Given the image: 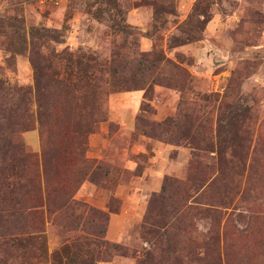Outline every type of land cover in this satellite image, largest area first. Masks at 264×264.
I'll list each match as a JSON object with an SVG mask.
<instances>
[{
  "label": "rangeland",
  "instance_id": "374dc122",
  "mask_svg": "<svg viewBox=\"0 0 264 264\" xmlns=\"http://www.w3.org/2000/svg\"><path fill=\"white\" fill-rule=\"evenodd\" d=\"M0 78V264H264V0H0Z\"/></svg>",
  "mask_w": 264,
  "mask_h": 264
},
{
  "label": "trees",
  "instance_id": "16d2710c",
  "mask_svg": "<svg viewBox=\"0 0 264 264\" xmlns=\"http://www.w3.org/2000/svg\"><path fill=\"white\" fill-rule=\"evenodd\" d=\"M39 28H32V34L35 35V31H38ZM38 33V32H37ZM26 36L24 37V39L22 40L23 43V48L21 49H14L13 52L15 54H21L25 49H26V40H25ZM25 46V47H24ZM52 58H56L58 60L64 59L68 53L63 54L60 52H56L54 51L53 54H51ZM68 61H70L71 63L69 64L70 66H72L75 62V65L78 66V68H81L84 64V62L81 59H77L76 60L74 58H72V55L70 54V57L68 56V58H66ZM37 68V64L34 65ZM142 73H144V69H142L141 71ZM4 80L2 78H0V89L4 87ZM6 86V85H5ZM38 118H41V116ZM40 121V127L41 129H43L44 123L43 121H41V119H39ZM32 129L31 126H28V128L26 130H30ZM14 133V131H13ZM12 144V143H11ZM5 173L6 170L2 169V175H0V188L3 189L4 186H8L11 187L9 181H7V178L5 177ZM1 174V171H0ZM69 199V198H68ZM68 202V201H67ZM67 202H64V204H66ZM100 236L97 234V236L95 237V239H91L89 241H87L86 243L84 242H80L78 243L77 246V251H72L70 246H67V248H63L62 250H60L59 252H56V256L54 257V259L56 260V264H64L63 258H66V264H96L98 261H101V259H99L101 256L100 254H104V255H121L124 256L125 254L128 253V251L122 247L119 243H112L108 240L103 239L102 237L100 238ZM84 245L86 247V245H94L96 247H98L99 252L96 251H84ZM86 254V257L83 255V253ZM99 253V254H97ZM155 254L149 253L148 256L139 259L137 264H151V263H155V262H150L151 260H153V258H155L154 256ZM104 261H111V259H104Z\"/></svg>",
  "mask_w": 264,
  "mask_h": 264
},
{
  "label": "crops",
  "instance_id": "0c3cea01",
  "mask_svg": "<svg viewBox=\"0 0 264 264\" xmlns=\"http://www.w3.org/2000/svg\"><path fill=\"white\" fill-rule=\"evenodd\" d=\"M136 10H137V9L135 8V9L133 10V12H136ZM30 139H34V136H30ZM119 232H120V233H119ZM118 233H119V236H120L119 239H121V238L124 237V236L122 235V230L119 229Z\"/></svg>",
  "mask_w": 264,
  "mask_h": 264
},
{
  "label": "built area",
  "instance_id": "2783aa9c",
  "mask_svg": "<svg viewBox=\"0 0 264 264\" xmlns=\"http://www.w3.org/2000/svg\"><path fill=\"white\" fill-rule=\"evenodd\" d=\"M46 1L53 2L55 4H60L63 0H46Z\"/></svg>",
  "mask_w": 264,
  "mask_h": 264
}]
</instances>
